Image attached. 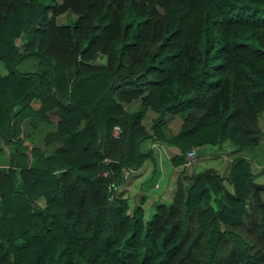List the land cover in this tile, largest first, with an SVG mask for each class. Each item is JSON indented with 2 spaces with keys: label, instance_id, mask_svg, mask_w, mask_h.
<instances>
[{
  "label": "trees",
  "instance_id": "1",
  "mask_svg": "<svg viewBox=\"0 0 264 264\" xmlns=\"http://www.w3.org/2000/svg\"><path fill=\"white\" fill-rule=\"evenodd\" d=\"M263 109L264 0H0V264H264ZM149 139L232 157L144 219L108 196Z\"/></svg>",
  "mask_w": 264,
  "mask_h": 264
},
{
  "label": "crops",
  "instance_id": "2",
  "mask_svg": "<svg viewBox=\"0 0 264 264\" xmlns=\"http://www.w3.org/2000/svg\"><path fill=\"white\" fill-rule=\"evenodd\" d=\"M146 89V87L141 89L142 94L145 93ZM134 100L136 101V105L131 106L130 103H134ZM120 103L126 110H134L138 105V99L133 98L129 101L121 100ZM36 104V100H32L30 103L33 108ZM148 147L151 149L152 158H146L139 167L131 170L127 177L122 180V183L115 189L116 193L126 199L129 209H132L135 205H140L144 219L152 213L157 203H168L173 193L175 175L183 166L181 164L171 166L168 162L169 152L177 151L174 146H165L149 139ZM208 148L202 147L203 150H208L207 154L211 152ZM237 152H241V150ZM210 154L216 153L211 152ZM246 154L248 158L251 157L250 154ZM253 171L259 172L258 170ZM171 176L173 179H171ZM255 181L263 186L264 172H260L256 176ZM262 191H264V188Z\"/></svg>",
  "mask_w": 264,
  "mask_h": 264
},
{
  "label": "rangeland",
  "instance_id": "3",
  "mask_svg": "<svg viewBox=\"0 0 264 264\" xmlns=\"http://www.w3.org/2000/svg\"><path fill=\"white\" fill-rule=\"evenodd\" d=\"M74 16L75 15L72 12H69V13L61 12V13L56 14L55 22L56 23L62 22L67 17L72 19V18H74ZM18 42L19 41L17 40L16 43H18ZM180 66H181V63L178 60H175L170 65L169 70H171L174 67L178 68ZM1 71H4V69L2 67H1ZM135 103H136V101L134 100V103H130V105L135 106L136 105ZM149 120H150V118L145 119V125H148ZM177 122H178L177 118H171V121L169 122V124L171 126H174V125H176ZM257 123H258L260 131H261L260 135H259L258 143L250 149L244 148V150H243L244 152H246L248 154H250L251 152H254V153H252L253 155L251 154L253 157L251 156L249 158V162H250V166H251L252 171L253 170H258V171L264 170V109L258 114ZM0 147L4 152L7 151V146L2 145V143H0ZM202 147L203 146H200V147H197L195 149L196 151H195L193 158L189 161L188 164L183 166L184 172L191 173V172L201 170L205 167H212L219 174L223 175L225 170H226V167H227L226 159L228 160V158L232 157V155L224 154L223 150H221V152H219L218 154L217 153L216 154H210L211 152H209V154H207L208 150H203ZM204 147H209V149H216V147L212 146V145H208V146H204ZM4 152L0 153V157H2L4 155L3 154ZM2 164H4V162L0 163V165H2ZM167 165H168V163H167ZM171 179H173L172 176H171ZM114 193H116V192L114 191ZM262 197L264 199V191H262Z\"/></svg>",
  "mask_w": 264,
  "mask_h": 264
},
{
  "label": "built area",
  "instance_id": "4",
  "mask_svg": "<svg viewBox=\"0 0 264 264\" xmlns=\"http://www.w3.org/2000/svg\"><path fill=\"white\" fill-rule=\"evenodd\" d=\"M118 131H119V127L117 126V125H113V127H112V129H111V134L112 135H116V134H118ZM193 156H194V150L191 148V149H189V150H187L186 152H185V161H184V164H186V163H188L192 158H193ZM131 170H124L123 171V174H122V177H123V179H125L126 177H127V175H128V173L130 172ZM154 185H155V183H154ZM109 189H110V194H109V198L112 196V192L116 189L115 188V186H113V185H110L109 186Z\"/></svg>",
  "mask_w": 264,
  "mask_h": 264
}]
</instances>
